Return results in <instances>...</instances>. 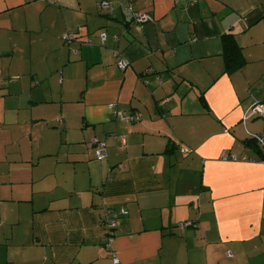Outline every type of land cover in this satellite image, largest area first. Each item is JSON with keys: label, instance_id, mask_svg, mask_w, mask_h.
Returning a JSON list of instances; mask_svg holds the SVG:
<instances>
[{"label": "crops", "instance_id": "1", "mask_svg": "<svg viewBox=\"0 0 264 264\" xmlns=\"http://www.w3.org/2000/svg\"><path fill=\"white\" fill-rule=\"evenodd\" d=\"M257 103L264 0H0V183L22 203L0 264H264Z\"/></svg>", "mask_w": 264, "mask_h": 264}, {"label": "built area", "instance_id": "2", "mask_svg": "<svg viewBox=\"0 0 264 264\" xmlns=\"http://www.w3.org/2000/svg\"><path fill=\"white\" fill-rule=\"evenodd\" d=\"M101 6L103 8L104 7L105 8H110L111 5L109 4V2H104V3L101 4ZM148 20H150V18L146 14H140V15H138L136 17L135 22L136 23L137 22H139V23H145ZM75 38H76V35H74L73 33H70V34L67 33V34H65L63 36V40L66 43L72 42ZM106 40H107V33H102L101 34V42H102V44H105ZM92 41L93 40H90V42H92ZM115 55L119 57V59H118V66H119V68L122 71L126 70L127 67L129 66V62L125 58H123L122 57V54H120L119 52H115ZM110 108L115 110L116 106L114 104H111L110 105ZM115 115L119 119H121L122 121H125V122H128V123H131V122H134V121L139 120V117L136 116V115H133V114L128 115V114H124L122 112L120 113L117 110H115ZM253 117L264 118V103H257V104H255L252 107L251 111L246 114L245 120H248V119L253 118ZM260 139H262V138H260ZM94 144L97 145L96 146V148H97V150H96V155H97L96 157H97V159L104 160V159L108 158V150H107L106 144L103 143V142H99L97 140L94 141ZM182 152L183 153H188L189 150L186 149V148H183L182 149ZM122 214L124 215L125 212H123ZM116 218H117V215L114 214V213H111L110 212L109 214H107V220L105 221V224H106V226H108V228L110 230H113L116 227ZM191 226H192V222H186V223H181L179 225V228L182 231H184L185 229H187V228H189ZM113 241H114V236H112V235L111 236H108V237L106 236L104 238V242L108 243L109 246L112 244ZM114 263L115 264H118V260L116 259Z\"/></svg>", "mask_w": 264, "mask_h": 264}, {"label": "rangeland", "instance_id": "3", "mask_svg": "<svg viewBox=\"0 0 264 264\" xmlns=\"http://www.w3.org/2000/svg\"><path fill=\"white\" fill-rule=\"evenodd\" d=\"M55 134H56V141L53 144V146H50L48 143H41L39 150L44 151V150H51V149L56 148V144L58 142V133H55ZM23 143L26 146V143L25 142ZM25 157H26V153H25ZM50 163L52 164V161H50ZM27 165L28 164H24V163H19L18 165H16V168H18L19 172L21 173L20 175L25 174ZM20 186L21 184L17 186L18 194L16 195H20L21 197L23 194V189ZM0 187L5 189L2 192L3 195H7L6 198L0 200V213L3 212L4 221L2 222L5 223L4 227L0 225V239L3 237V235H5L6 237H8V239L5 240L6 242V241H10L13 239L11 235L12 233V224H11L12 214H17L19 212L16 206H19V204H22V203L14 202L11 200V198H9V197H13V193L8 194L9 188L7 185L4 187L2 183H0ZM6 252H9V251H6ZM2 254H4V248L0 246V255Z\"/></svg>", "mask_w": 264, "mask_h": 264}, {"label": "trees", "instance_id": "4", "mask_svg": "<svg viewBox=\"0 0 264 264\" xmlns=\"http://www.w3.org/2000/svg\"><path fill=\"white\" fill-rule=\"evenodd\" d=\"M224 56H225L226 72L227 73H232L233 71L238 70L242 67L243 59H242V55H241V50L239 49L234 38H232L231 36L224 38ZM131 114L138 116L136 113H131ZM131 114H128V115H131ZM253 118H255V117H253ZM256 118H258V117H256ZM261 119H264V118H261ZM138 121H140V117H139ZM135 122L136 121L131 122V123H135ZM250 140H255V139L251 138ZM263 146H264V144H263ZM181 151H182V149H181ZM95 153H96V151H95ZM262 162L264 163V161H262ZM111 213L116 214L115 212H111ZM194 226H195V222H192L191 227H194Z\"/></svg>", "mask_w": 264, "mask_h": 264}, {"label": "bare ground", "instance_id": "5", "mask_svg": "<svg viewBox=\"0 0 264 264\" xmlns=\"http://www.w3.org/2000/svg\"><path fill=\"white\" fill-rule=\"evenodd\" d=\"M139 25H140V23H139Z\"/></svg>", "mask_w": 264, "mask_h": 264}]
</instances>
